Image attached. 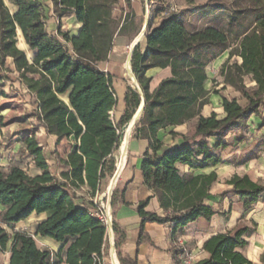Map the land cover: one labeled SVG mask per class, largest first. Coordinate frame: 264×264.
<instances>
[{"label": "trees", "instance_id": "1", "mask_svg": "<svg viewBox=\"0 0 264 264\" xmlns=\"http://www.w3.org/2000/svg\"><path fill=\"white\" fill-rule=\"evenodd\" d=\"M7 1L15 9L11 11L5 0H0V70L5 67L11 71L8 59L12 60L18 78L35 96L37 122L46 136L56 140L48 157L35 137L24 139V149L40 174L30 176L17 165L0 167V256L8 251V264H105L108 229L92 199L102 192L103 181L113 178L114 154L122 129L143 96L144 105L132 135L148 141L150 151L144 152L140 165L142 178L157 198L162 214L145 210L150 198L136 205L140 217L137 243L152 244L143 232L144 222L165 224L174 244L172 259L180 264L179 257L186 248L177 237L191 221L210 219L215 214L206 201L218 179L214 170L181 174L175 164L191 169L220 164L228 131L244 129L264 106V0H208L194 9L229 11V32L217 26L189 30L181 13L168 14L153 27L148 21L145 49L142 51L138 43L130 60L142 92L127 87L125 108L118 120L111 115L117 105L112 77L98 65L107 61L116 36L131 38L132 32L137 36L140 31L129 13L123 17L114 14L120 0H51L58 16L72 13L80 22L75 35L60 27L55 34L48 32L47 12L39 0ZM124 1L128 7L129 0ZM247 11L251 16L246 23L243 15ZM18 32L32 52L30 59L17 44ZM224 52L228 58L219 67L222 82L238 91L245 102L221 95L223 116L218 118L214 112L202 115L210 93L204 85L206 68ZM234 56L240 62L230 61ZM154 67L169 68L171 75L150 91L151 78L146 71ZM245 77L255 85L244 84ZM192 120L196 122L191 136L172 131L170 134L181 136L183 143L163 148L158 130ZM211 138L216 139L212 144ZM51 157L60 168L57 173L48 164ZM226 182L245 210L264 196V184L248 175L236 174ZM123 192L124 188H113L110 197L114 245L121 264H137L123 256L125 235L115 222L117 206L126 204ZM33 213L47 215L36 223L33 235L10 233L4 226L13 229ZM252 233L251 228L241 225L209 236L202 246L207 257L192 264H251L241 249ZM36 235L51 238L60 244L59 249L49 256L36 244Z\"/></svg>", "mask_w": 264, "mask_h": 264}, {"label": "crops", "instance_id": "2", "mask_svg": "<svg viewBox=\"0 0 264 264\" xmlns=\"http://www.w3.org/2000/svg\"><path fill=\"white\" fill-rule=\"evenodd\" d=\"M45 6V11L47 12V18L45 22V27L48 32L51 34H55L57 29L59 28L60 19L65 17L66 15H70L71 21L74 27L75 35L77 31L80 29V22L74 18L72 13L64 14L62 16H58L52 7L51 0H39ZM191 1V0H186ZM145 0H129V5L127 7L124 0H120L115 8L114 14L117 17H123L126 13H129L130 17L134 19L135 23L139 25V29L143 28L144 24L146 25L145 19ZM164 5V4H163ZM158 10L155 11L153 17L149 20L151 26L158 25L159 21L164 18V12L166 8L163 7H156ZM13 6V10H14ZM119 10V11H118ZM118 11V14H117ZM219 11V10H217ZM190 13V12H189ZM141 20V21H140ZM146 22V23H145ZM147 26V25H146ZM21 32H18V45L21 49L28 51L29 48L27 44L24 43L23 38L21 37ZM135 34L132 32V37H128L127 35L116 36L114 38L113 47L108 55V59L106 62L101 63L98 65L100 71L110 74L112 77V86L115 91L116 96V107L111 111V115L113 112L112 117L116 120L122 115L125 103H123L124 96L128 90L127 87L135 88L132 84L131 76L126 72L125 69V62H129V53L130 45L134 42ZM142 40V39H141ZM140 44V42H138ZM146 42L144 44H140V48L143 51L145 49ZM126 49L128 51L126 52ZM32 57V52H31ZM31 57H27L30 59ZM226 58V59H225ZM228 58V53L224 52L220 55L214 62L216 65L218 64L221 66ZM9 60V64L12 66L11 68L14 69L13 63L11 59ZM240 62V61H239ZM127 66V63H126ZM123 70L126 72L127 75H124ZM128 70V68H127ZM147 76L151 78L149 82L150 91L155 90L156 86L160 82V80L170 77L171 71L169 68H159L154 67L146 71ZM130 79V81H129ZM251 86L255 85L254 81L248 79ZM136 83V81H134ZM138 84V83H137ZM228 88L233 90L229 85H226ZM137 89V88H135ZM236 98V96L232 97V99ZM115 113V114H114ZM223 116V115H222ZM262 121L261 117L258 115H252L247 123L251 128H258L260 122ZM196 120H192L187 122L186 124L182 125H174L167 129H160L157 132V136L160 141L163 143V148L172 149L181 143H183V139L181 136H172L170 132H176L183 134L185 136L190 135L187 134L182 128H185L187 124H189V129H191V134L194 131V124ZM135 125V124H134ZM134 125L127 130L125 135L126 143H125V159L123 162L124 167L117 178V182H119V190L124 188L123 198L126 204L117 206L115 210V222L118 228L124 232L125 239L122 243V253L123 256L127 259H132L137 262V264H175L170 249L174 245L171 242V230L165 224H157L155 222L146 221L143 224V232L147 233L149 238L152 241V244L149 242H141L137 243V238L139 237V225H140V217L139 214L136 212V205L143 201L146 198H150L148 204L145 206V210L157 214H162L161 207L156 197L152 194V191L146 186L142 178V171H141V160L142 156L145 151L149 150L148 141L146 139H137L132 135V129ZM246 126V127H247ZM250 127L246 128L250 130ZM127 128V124H126ZM126 131V130H125ZM259 134L261 131H254ZM253 132V133H254ZM50 138L56 137L48 135ZM124 137V138H125ZM123 138V137H122ZM123 138V139H124ZM259 138V139H258ZM256 140L247 146L244 155L241 158H235L237 155L236 153L242 150V140L238 138L235 140L234 143L237 144L232 150V147L229 145L226 146V152H221V159L222 162L216 166L206 167L204 169H191L186 165L176 163L179 171L181 174H205L212 170L216 171L217 173V181L212 185L210 189V193L215 189V186L226 185L230 190L231 186L226 182L231 178L233 175H248L249 178L257 181L255 178L254 172L256 169L252 168V161L256 157V153L260 148L261 145L264 143V137L261 135ZM224 142L227 144V140L224 139ZM214 143V142H213ZM246 143L243 145L246 147ZM212 144V143H211ZM228 148H231L228 150ZM150 151V150H149ZM122 154V151H121ZM233 156V157H231ZM239 157V156H237ZM264 157V156H263ZM235 158V159H230ZM220 165H225L226 170L223 171ZM264 164H262L258 169H262ZM219 167V168H218ZM35 175L40 174L41 170L34 167ZM257 173V172H256ZM258 174V173H257ZM230 194H233L235 198L229 199V201L225 202V196L223 194L219 195L215 199L214 203H209L208 200L206 203L214 210L215 214L211 216L210 219L198 218L194 221L188 223L182 229L181 234L177 237V242L180 245H183L186 248L187 254L192 258L191 263L207 257L208 253H206L202 246L204 241L211 235L232 231L238 228L237 224L242 222L241 225H245L253 230L252 235L246 238L248 244L241 249L242 254L246 256V258L251 262V264H264V200L261 198L256 203L252 204L247 210L243 209L242 202L240 197L230 191ZM108 203V202H107ZM107 206V205H106ZM105 214L107 216L106 221L110 223V228L112 229V214H111V207L109 204V208H105ZM32 215V214H31ZM40 215V219L45 218L47 215L45 213L38 214ZM39 219V220H40ZM22 222V221H20ZM38 222V221H37ZM36 222V223H37ZM19 223V222H18ZM107 225V222H106ZM107 229H109L107 227ZM111 229L109 230V240L111 236ZM113 230V229H112ZM40 237V236H39ZM45 244H50L51 242L60 247V244L56 243L51 238H43L40 237ZM112 240H113V248L111 249L110 242V254L109 259L107 257L104 258L105 264H121L117 258L115 245H114V231L112 232ZM41 247V250H44ZM46 251V250H45ZM114 259L112 258V255ZM9 252H5V264H8L9 259Z\"/></svg>", "mask_w": 264, "mask_h": 264}, {"label": "rangeland", "instance_id": "3", "mask_svg": "<svg viewBox=\"0 0 264 264\" xmlns=\"http://www.w3.org/2000/svg\"><path fill=\"white\" fill-rule=\"evenodd\" d=\"M208 0H147L144 5V15L146 21H149L153 15L155 14L156 7H163L166 8V11L164 12L163 16H167L168 14H182V22L185 24L186 28L189 30H198L205 26H214L218 27L224 31L230 30V23L229 21V11H215V12H207L204 10L196 11L194 9H197V7L201 6ZM5 3L8 5L9 9L13 10V5L9 4L7 0H5ZM164 4V5H163ZM240 5V4H239ZM243 6V3L240 5ZM190 8L193 9L190 13L186 12V10ZM119 11V10H118ZM117 11V14H118ZM185 11V12H184ZM184 12V13H183ZM244 21L247 23L250 20L251 13L249 11L244 13ZM70 15H66L62 19H60L59 27L63 31H69L70 34L74 33V27L71 21ZM141 21V20H140ZM140 32V31H139ZM140 44H144V35L143 39L139 41ZM18 43V39H17ZM128 49H126V52ZM26 54L28 51L25 49ZM27 57H31V52L27 54ZM226 59V58H225ZM233 59H237L240 61V58L237 56L232 57L230 61ZM126 63V62H125ZM10 65V64H9ZM10 67H12L10 65ZM219 65H216V62L211 63L207 68V75L208 79L205 82L206 88L210 91L208 95V104H206L203 107L202 115H209L211 112H214L218 118L222 117L223 109L221 106V98L220 96H225L228 100H231L232 97L236 96V99L243 104L245 101L241 99V95L238 91H235L234 89L231 90L222 82V77L219 74ZM12 69V68H11ZM124 75H127L126 72L123 70ZM250 78L245 77L243 79L244 84H246L248 87L251 86L249 80ZM130 81V79H129ZM131 82V81H130ZM133 85V84H132ZM134 86V85H133ZM135 87V86H134ZM63 99H65L64 96H62ZM36 111L35 106V96L33 93L27 91L26 87L22 84L20 79L18 78L17 72L12 69L9 71L5 67L0 70V167H8L10 165L19 166L24 171L30 175H35V169L34 164L32 161V157L29 156L28 153L25 151V145H24V139L25 137H35L38 142L39 146L42 147L44 153L50 157L49 151L54 148L55 139L50 138L48 135L46 136L44 133V130L42 127H40L39 122H37L34 113ZM115 114V113H114ZM113 115V112H112ZM259 117H261L262 121L258 125V128H251L250 130L246 129H235L228 131V133L223 138L227 140V145L232 147V150L237 147V144L234 143L235 140L240 138L242 141V150L240 152L236 153L237 156L235 158H241V156L244 155L245 150L249 144H251L254 140H256L260 135L261 137H264V106H262L259 109ZM125 130L126 125L122 129L121 135L124 138L125 137ZM187 134L190 133L191 136V129H189V124L185 126V128H182ZM254 131H261L259 134ZM254 132V133H253ZM173 135H171L172 137ZM123 138H121V141L119 143V146L114 154L115 157V164L117 165L119 158L121 156V145ZM259 139V138H258ZM216 139L211 138L210 143H213ZM248 142L249 144H247ZM243 143H246V147L243 145ZM262 148L258 150L256 153V157L254 158V161H252L251 170L252 168L256 169V172H254L255 178L257 179L256 182L260 184H264V166L262 169H258L262 164H264V143L261 145ZM62 147V146H61ZM59 147V148H61ZM231 148H228L230 150ZM226 152V149L222 150V152ZM242 152H244L242 154ZM52 156V155H51ZM233 157V156H231ZM53 157L48 159V164L51 166L52 170L54 172H59L60 168L57 166V164L52 159ZM230 158V159H235ZM221 169L223 171L226 170L225 165H220ZM219 168V167H218ZM111 179L108 178L106 181H103L104 184L102 186V192L97 195L95 198L93 197V201L95 204L97 203V211L99 214H101V217L106 219L107 216L105 214V208L107 207V188L109 186V182ZM114 188L119 189V182H117L114 185ZM230 189L226 185L215 186V189L210 193V197L208 198L209 203H214L215 199L219 197V195L223 194L225 196V202L227 203L229 199L235 198L233 194H230ZM80 194V193H79ZM264 200V196L262 198ZM40 215L33 213L30 215L27 219L23 220L22 222H19L18 224L13 226V229L8 227L7 225H4L8 232L13 233L12 230L16 232H25L28 234H34V228L36 225V222L39 221ZM242 222L238 223L237 226H241ZM36 244L38 247H45L43 248L49 253V256L54 254L58 250V246L54 243L45 244L38 235L34 236ZM109 235H107V252L106 257L109 259L110 254V245H109ZM5 253H3L0 256V264H5Z\"/></svg>", "mask_w": 264, "mask_h": 264}, {"label": "bare ground", "instance_id": "4", "mask_svg": "<svg viewBox=\"0 0 264 264\" xmlns=\"http://www.w3.org/2000/svg\"><path fill=\"white\" fill-rule=\"evenodd\" d=\"M143 35H144V29L142 28V30L138 33V35L135 37V39L133 40L134 42L133 43H136V42H138V41H141V39L143 38ZM132 45V44H131ZM130 45V46H131ZM129 61V60H128ZM126 63H127V66H126ZM126 63H125V69H126V72H128V74L131 76V80H132V83H134L135 85H137V81H136V79L132 76V74H131V72H130V68H129V62H127L126 61ZM127 68H128V70H127ZM134 81H136V83L134 82ZM143 105H144V103H142V101L140 102V106L138 107V109L136 110V112L134 113V115L132 116V118H131V120L127 123V128H126V131L124 132L125 133V135H126V133H127V130L129 129V127L131 126L132 127V125H133V123L136 121V118H137V116L139 117L140 116V113H141V111H142V108H143ZM130 127V128H131ZM127 136V135H126ZM126 138L127 137H125L124 139H123V141H122V145H121V151H122V154H121V156H120V158H119V160H117L118 161V163H117V165L116 166H118V170H117V172H115V174L112 176L113 178H112V180H111V184L109 183V187H108V190H107V196H109V194H110V189H111V187L112 186H114L115 185V178H116V176L119 174V172H120V170H122V167H124V166H122L123 165V162H124V159H125V152H126V150H125V143H126ZM107 207L109 208V203H107ZM111 233V236H110V244L112 245L113 244V240H112V232H110ZM112 247H113V245H112ZM112 255V254H111ZM114 255V254H113ZM113 255H112V258L114 259V257H113Z\"/></svg>", "mask_w": 264, "mask_h": 264}, {"label": "water", "instance_id": "5", "mask_svg": "<svg viewBox=\"0 0 264 264\" xmlns=\"http://www.w3.org/2000/svg\"><path fill=\"white\" fill-rule=\"evenodd\" d=\"M147 22V21H146ZM145 22V23H146ZM143 29H144V33H145V30H146V25L144 24V26H143ZM142 30V29H141ZM139 42V41H138ZM138 42H136V43H132V45L130 46V49H129V53L127 54L128 56H129V68H130V72H131V74H132V76L135 78V76H134V74H133V72L131 71V67H130V60H131V53H132V51H133V49L135 48V46L136 45H138ZM136 79V78H135ZM133 85L135 86V88H137V90L139 91V92H142L141 91V88L140 87H138V84L137 85H135L134 83H133ZM141 101H142V103H143V96H141ZM140 117V116H139ZM138 116H137V118H136V121L138 120V118H139ZM136 121L133 123V125L136 123ZM132 125V126H133ZM115 166H116V164H115ZM117 170H118V166H116V170H115V172H117ZM115 172L112 174V176L115 174ZM120 172H121V170H120ZM120 172H119V174H120ZM119 174L116 176V178H115V182H116V180H117V178H118V176H119ZM109 187V186H108ZM113 188H114V186H112L111 187V189H110V194H109V196H107V198H108V203L110 204V201H111V193H112V190H113ZM107 190H108V188H107ZM107 227L109 228L108 229V235H109V230L111 229L110 228V223H108V221H107ZM111 231L113 232V230L111 229ZM111 245V244H110ZM113 247L111 246V249H112Z\"/></svg>", "mask_w": 264, "mask_h": 264}, {"label": "built area", "instance_id": "6", "mask_svg": "<svg viewBox=\"0 0 264 264\" xmlns=\"http://www.w3.org/2000/svg\"><path fill=\"white\" fill-rule=\"evenodd\" d=\"M147 0H145L146 2ZM116 8V7H115ZM114 8V10H115ZM105 221V219H103ZM107 222V221H106ZM180 264H190L192 258L187 254V251H185L182 255H180Z\"/></svg>", "mask_w": 264, "mask_h": 264}]
</instances>
